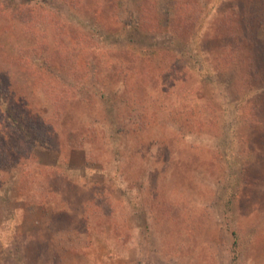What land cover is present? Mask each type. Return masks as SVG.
<instances>
[{
	"label": "rangeland",
	"instance_id": "rangeland-1",
	"mask_svg": "<svg viewBox=\"0 0 264 264\" xmlns=\"http://www.w3.org/2000/svg\"><path fill=\"white\" fill-rule=\"evenodd\" d=\"M0 264H264V0H0Z\"/></svg>",
	"mask_w": 264,
	"mask_h": 264
}]
</instances>
